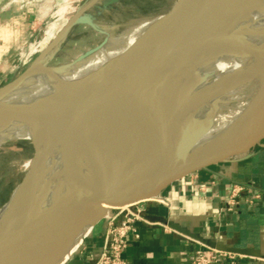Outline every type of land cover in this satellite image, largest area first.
<instances>
[{"label": "water", "instance_id": "obj_1", "mask_svg": "<svg viewBox=\"0 0 264 264\" xmlns=\"http://www.w3.org/2000/svg\"><path fill=\"white\" fill-rule=\"evenodd\" d=\"M97 1L72 15L36 60L0 88V107L6 106L2 100L8 95L31 84L33 75L45 68L74 26L84 25L106 35L86 13ZM250 11L264 12V0H204L167 48L138 63L100 105L88 111L56 118L53 107L73 89L52 104L26 103L42 106L48 126L68 135L35 203L30 207L19 197L35 184L39 147L29 171L0 207V264H48L90 222L102 221L106 208L153 200L190 173L249 155L264 139V89H257L246 115L225 131L214 119L237 71L223 75L196 95V82L190 80L210 62L212 54L197 58L191 66L186 59L182 63L180 56L192 47V52L200 54L211 39L223 33L221 44L230 43L216 55L231 51L253 57L256 49L243 43L241 33L234 29ZM106 43L105 36L63 69L69 70ZM179 60L181 66L175 71ZM212 93L214 102L199 113ZM15 110L1 109L0 120Z\"/></svg>", "mask_w": 264, "mask_h": 264}, {"label": "crops", "instance_id": "obj_2", "mask_svg": "<svg viewBox=\"0 0 264 264\" xmlns=\"http://www.w3.org/2000/svg\"><path fill=\"white\" fill-rule=\"evenodd\" d=\"M8 1L0 0V88L17 78L13 77L41 38L40 26L48 17L53 21L57 10L55 5L50 15L53 7L45 0L36 4L16 1L3 10ZM261 76L264 78V72ZM140 208L145 222L135 223L139 239L130 237L124 250L128 264H192L199 245L246 256L238 264H261L264 139L246 158L190 173ZM106 227L105 218L64 264H96Z\"/></svg>", "mask_w": 264, "mask_h": 264}, {"label": "bare ground", "instance_id": "obj_3", "mask_svg": "<svg viewBox=\"0 0 264 264\" xmlns=\"http://www.w3.org/2000/svg\"><path fill=\"white\" fill-rule=\"evenodd\" d=\"M57 1H59V5L53 14L54 19L40 42L41 52L51 43L67 22L64 15L68 8V2L67 0H63V2L61 0ZM203 1L182 0V3L174 7L168 14H160V16L142 21L141 27L136 32L121 38H112L107 32L108 28L96 22V25L105 31L106 35L108 34L107 43L102 48L69 70H64L63 66L44 68L33 75L31 84H26L17 92L8 95L2 100V103L6 106H1L0 110L5 107L16 108V112L0 120V147L6 142L21 139L39 141L41 154L34 174L36 181L32 188L25 191L23 199L30 204V207L43 192L48 170L64 147L68 132L48 126L42 113V106L26 103L41 101L52 104L59 99L62 93L73 89L72 93L63 97L53 107L56 118L62 119L64 116L79 114L100 105L138 63L164 50L174 41L194 17ZM235 28L241 33L242 42L256 49L253 57H246L231 51L216 55L215 53L219 49H227V45L230 43V41H227L225 44H221L223 33L220 34V37L217 36L211 39L200 54L197 55L192 52L193 47L188 52L181 54V62L183 63V59H186L189 65L192 62L194 63L197 58L212 54L210 62L197 70L190 80L191 82H196L194 91L196 95L200 94L209 84L214 83L223 75L234 71H237L238 74L231 83L239 84L244 79L247 71L253 67L255 60L261 55L264 48V12L250 11L245 18L235 24ZM214 45L218 47L214 49V53H210ZM73 60L66 64L71 63ZM180 66L179 60L173 67L176 71ZM259 79L258 82L256 81L255 92L260 87L264 89V78L260 76ZM81 80H83V84L79 85ZM230 101L231 98L229 97L223 98L216 114L222 113L224 109L229 107ZM211 102H214L213 93L209 96L199 113L209 107ZM244 108V110L242 109L243 115L248 112L247 106ZM241 117L239 116L233 120L226 131H230L241 120ZM32 160L26 162L24 165L25 169H30ZM65 168L66 164H63L61 169L64 170ZM106 209L107 216L108 208ZM95 222H90L83 232L54 256L48 264H64L93 231L96 226Z\"/></svg>", "mask_w": 264, "mask_h": 264}, {"label": "rangeland", "instance_id": "obj_4", "mask_svg": "<svg viewBox=\"0 0 264 264\" xmlns=\"http://www.w3.org/2000/svg\"><path fill=\"white\" fill-rule=\"evenodd\" d=\"M45 1L53 7L50 15L53 14L55 11L54 6H58L59 1ZM61 1L63 2V0ZM91 1L67 0L68 8L64 15L65 20L67 21ZM181 3L182 0H98L86 13L91 15L97 23L108 28L107 32L112 38H121L136 32L141 27L142 21L151 17L160 16V14H168L174 7ZM51 22L52 19L48 17L46 23L40 26L41 38L31 48V51L34 53L13 78L21 75L40 55V42L43 40L44 33L49 28ZM108 34L100 35L83 25L74 26L59 48L47 59L45 68L65 65L77 55H81L86 50L99 45ZM263 72L264 48L261 55L255 60L253 67L247 71L244 79L239 84L230 83L223 96V98H231L230 106L224 109L222 113L216 114L214 122L225 131L233 120L239 116L243 117L246 115H243L242 112L245 109L244 107L253 100L257 84L256 81L258 82L260 80L259 78ZM38 147L39 141L33 139L9 141L0 147V207L8 200L13 189L22 181L26 172L29 171V169L24 168V165L34 157L36 148ZM24 196L25 191L21 193L19 200H23Z\"/></svg>", "mask_w": 264, "mask_h": 264}, {"label": "built area", "instance_id": "obj_5", "mask_svg": "<svg viewBox=\"0 0 264 264\" xmlns=\"http://www.w3.org/2000/svg\"><path fill=\"white\" fill-rule=\"evenodd\" d=\"M36 4L38 0H10L2 8L5 10L13 3ZM143 203V202H142ZM141 203L122 208H108L107 227L100 257L96 264H128L124 259V250L128 247L130 237L139 239L136 222H145ZM246 256L234 251L219 250L206 245H199L194 251L192 264H238ZM223 261V262H222ZM258 261L264 264V259Z\"/></svg>", "mask_w": 264, "mask_h": 264}]
</instances>
